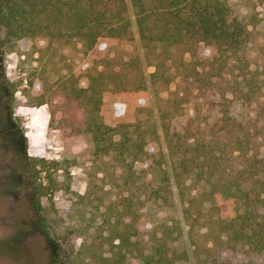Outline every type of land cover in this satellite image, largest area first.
I'll return each instance as SVG.
<instances>
[{"label": "trees", "instance_id": "16d2710c", "mask_svg": "<svg viewBox=\"0 0 264 264\" xmlns=\"http://www.w3.org/2000/svg\"><path fill=\"white\" fill-rule=\"evenodd\" d=\"M262 21L254 6L236 11L228 0H0L5 51L43 39L47 48L80 44L89 52L135 37L142 50L100 59L84 86L61 78L36 104L48 103V128L62 137H90L115 191L104 210L76 195L72 209L92 206L68 231L81 242L75 251L55 245L51 264H181L178 226L142 225L139 206L141 198L170 205L172 187L187 200L186 219L193 206L198 216L204 207L215 212L205 243H192L195 264H264V49L251 54ZM208 47L215 54L202 57ZM142 60L152 88L166 92L157 122ZM105 93L132 102L126 122L105 123ZM234 106L244 112L235 115ZM27 169L30 203L40 211L41 198L59 190L60 163L28 157Z\"/></svg>", "mask_w": 264, "mask_h": 264}, {"label": "rangeland", "instance_id": "374dc122", "mask_svg": "<svg viewBox=\"0 0 264 264\" xmlns=\"http://www.w3.org/2000/svg\"><path fill=\"white\" fill-rule=\"evenodd\" d=\"M228 1L234 10L241 12L247 5L254 6L263 21L255 38L257 46L251 54L256 53L257 48L264 49V3L256 5V0ZM131 52L142 57L137 37L131 44L103 43L89 52H84L80 44L47 48L43 39L22 41L11 52L0 47V264H51L56 258L55 245L60 244V252L70 247L75 251L81 239L68 234V231L72 226L80 227L78 213L86 209L89 216L88 211L92 207L72 209L76 195L89 194L90 205H97L102 210L115 199V191L106 184L107 179L102 178L100 161L93 156L90 137L84 134L62 137L59 130L48 128L51 112L48 103L36 104L40 96L50 99L49 86L61 78L71 75L79 86H84L85 76L94 72L100 59L114 55L125 59ZM199 52L208 58L215 54V50L209 47ZM142 64L149 102L157 122L158 101L165 100L166 92L152 88L149 83L152 68L143 60ZM103 104L102 116L106 124L114 126L127 121V111L132 102L113 93H105ZM232 112L240 115L244 111L240 106H234ZM28 157L57 161L61 167L56 174L59 190L50 198H41L40 211L30 203V187L26 184ZM172 191L171 204L167 206L141 198V223L148 228L176 224L180 231L179 240L187 254V259L181 264H195L192 243H205L209 216L215 212L204 207L198 216L199 209L193 206L186 219L184 209L187 200L181 203L173 187ZM63 235L67 237V243L62 242ZM128 264L141 263L130 258Z\"/></svg>", "mask_w": 264, "mask_h": 264}]
</instances>
